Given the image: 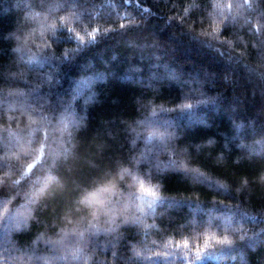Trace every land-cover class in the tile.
<instances>
[{
	"label": "trees",
	"instance_id": "16d2710c",
	"mask_svg": "<svg viewBox=\"0 0 264 264\" xmlns=\"http://www.w3.org/2000/svg\"><path fill=\"white\" fill-rule=\"evenodd\" d=\"M247 4L0 0V264H264V3ZM61 140L74 154L33 203ZM108 182L112 212L77 203Z\"/></svg>",
	"mask_w": 264,
	"mask_h": 264
},
{
	"label": "snow or ice",
	"instance_id": "6c2138e0",
	"mask_svg": "<svg viewBox=\"0 0 264 264\" xmlns=\"http://www.w3.org/2000/svg\"><path fill=\"white\" fill-rule=\"evenodd\" d=\"M132 0H126V4L131 3ZM262 3H264V0H261ZM245 6L247 7H251L250 4H247V0H245ZM229 7H231V5H229ZM236 7H241V5H236ZM259 7V5H258ZM136 8H138L141 12L143 11H147L144 7L143 4L141 2H137L136 3ZM42 29L44 30H51L52 26L51 25H47V24H42ZM77 36H79V33H77ZM95 39V37H93ZM34 59V58H33ZM109 76H111V73L109 72H105V73H94L93 75L87 76L85 77L83 80H81L78 85L77 88L75 90V95L71 98V99H75L76 96H79L81 94V92L83 91V89L86 88H90V86L93 84L94 80H105L107 79ZM20 78L22 79L23 77L20 76ZM11 79V77H8L5 79V82H9ZM47 79L49 81H53V77L52 76H48ZM40 90L38 88L32 89L33 93L39 92ZM71 99L67 100V101H62V103H64L65 105V111H68L71 108ZM211 97H208L206 102L211 100ZM188 108H191V105H187ZM83 117L80 118V121H76V123H81L83 121ZM201 123H204L205 121H200ZM148 124L149 127L152 128V131H149L148 136L149 138L155 136L158 137L161 141L168 139L169 137H171L173 135V133L168 132L167 130L165 131H160L157 127H156V123L155 121L149 120L146 122ZM61 128L60 131L61 133H65L68 131L67 129V125L63 124V122H61ZM233 126L236 129H239L241 127V125H238L235 123V120L233 121ZM161 127V126H160ZM164 128V127H163ZM167 129V128H165ZM68 137L69 139H72V134L69 132L68 133ZM261 142H264V134H262L261 136ZM208 143H214V141L209 138ZM64 141L61 140L60 141V145L61 147H57V148H50V151L48 152L47 157H45V163L48 162V159L50 158L51 163L48 164V170H49V174L44 178L43 182L41 183V187L36 189L34 191V193L32 194L31 197H29V199L34 203L36 199L39 198V196L44 192V190L47 188L48 184L50 183H60V179H61V161L60 158L63 157V159L66 161L70 155H73V150L70 147H63ZM45 145L42 143L40 148H41V155H44L43 149H44ZM128 163H131V160L127 161ZM117 166L120 169V172L123 173H127L129 171V169H126L122 166V163L120 161H117ZM32 166L29 165V168H31ZM102 167V162L101 161H97L95 163H93L92 161H88V164L86 166V172L88 173H94L97 172L100 168ZM55 172L57 173V175H53L52 173ZM108 173H105V175H107ZM262 179H264V177H262ZM82 183H86L88 182L87 177L84 178V180L81 181ZM93 183H99V181H93ZM140 190L142 192H147L152 196H156V193L154 191H151L150 189H146L144 187L143 182H140ZM114 189V185L111 182H108L107 184L101 186V187H96L94 188V190L92 191H88L87 189L84 190V192L82 193L80 199L77 201L78 204H86L88 205L90 208H94L96 206H100L99 208L96 209V211H100V210H105V211H109L112 212V209L107 208L105 201L109 200V196L107 195L109 192H111ZM79 190V185H77V189ZM95 212L93 213V216L95 217ZM246 215V214H245ZM243 218V217H242ZM9 223L4 225V229L5 232L4 234L7 235L8 231L10 230V228L13 226V222L11 217H9ZM125 221L127 222H131L128 220V218H125ZM124 222V221H122ZM15 226H19V222H14ZM77 235L80 236L81 239L84 238V233L80 232ZM67 236H62L60 237L58 240H56L55 242H53L52 246L56 247V246H63L64 245V241L67 239ZM245 237L242 235L240 239H244ZM212 239H214L217 243H221V244H232L233 241L229 240L227 236L225 237H212ZM205 246H207L209 244V240L206 237L205 238ZM183 244L186 246L188 244L187 240L183 241ZM178 247L180 245H177ZM197 253L203 251L202 248L197 247L196 249ZM28 250L24 249L22 250V256L21 257H17L16 259H22V257L24 255H27ZM115 255V254H114ZM75 258V257H73ZM37 261V264H39V258H35ZM197 259H199V256L197 255Z\"/></svg>",
	"mask_w": 264,
	"mask_h": 264
}]
</instances>
